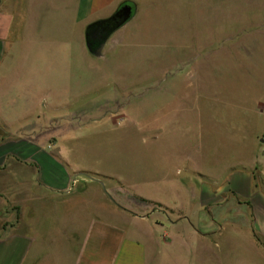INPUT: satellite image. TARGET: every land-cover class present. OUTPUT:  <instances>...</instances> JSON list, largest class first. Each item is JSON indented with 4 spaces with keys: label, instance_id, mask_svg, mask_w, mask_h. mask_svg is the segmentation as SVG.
Wrapping results in <instances>:
<instances>
[{
    "label": "crops",
    "instance_id": "1",
    "mask_svg": "<svg viewBox=\"0 0 264 264\" xmlns=\"http://www.w3.org/2000/svg\"><path fill=\"white\" fill-rule=\"evenodd\" d=\"M139 1L0 0V264H264L262 178L237 170L175 206L172 182L79 167L70 155L89 150L83 141L101 146V134H84L90 123L115 124L139 105L91 80ZM123 4L130 16L94 55L88 26Z\"/></svg>",
    "mask_w": 264,
    "mask_h": 264
},
{
    "label": "rangeland",
    "instance_id": "2",
    "mask_svg": "<svg viewBox=\"0 0 264 264\" xmlns=\"http://www.w3.org/2000/svg\"><path fill=\"white\" fill-rule=\"evenodd\" d=\"M134 15L91 80L139 105L117 124L90 123L101 146L73 147L76 165L172 182L175 206L237 170L264 183V0H140Z\"/></svg>",
    "mask_w": 264,
    "mask_h": 264
},
{
    "label": "water",
    "instance_id": "3",
    "mask_svg": "<svg viewBox=\"0 0 264 264\" xmlns=\"http://www.w3.org/2000/svg\"><path fill=\"white\" fill-rule=\"evenodd\" d=\"M131 13V8L127 4L121 5L108 19L96 21L88 26L85 33V45L87 49L94 55H98L102 42L106 35L124 22ZM101 27L99 34L96 37H92L91 28ZM100 182V181H98Z\"/></svg>",
    "mask_w": 264,
    "mask_h": 264
},
{
    "label": "flooded vegetation",
    "instance_id": "4",
    "mask_svg": "<svg viewBox=\"0 0 264 264\" xmlns=\"http://www.w3.org/2000/svg\"><path fill=\"white\" fill-rule=\"evenodd\" d=\"M130 7H131V5H130ZM131 10H132V7H131ZM100 30H101V27H94V28H91L90 29V32H92L91 34H92V37H96L98 34H99V32H100Z\"/></svg>",
    "mask_w": 264,
    "mask_h": 264
}]
</instances>
